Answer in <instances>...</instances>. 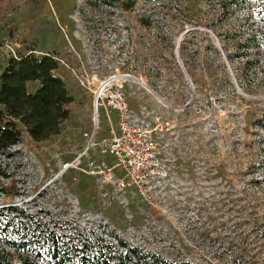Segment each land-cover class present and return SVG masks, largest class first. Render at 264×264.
I'll list each match as a JSON object with an SVG mask.
<instances>
[{
  "label": "rangeland",
  "instance_id": "obj_1",
  "mask_svg": "<svg viewBox=\"0 0 264 264\" xmlns=\"http://www.w3.org/2000/svg\"><path fill=\"white\" fill-rule=\"evenodd\" d=\"M90 2L0 0V75L10 58L51 54L73 97L57 134L35 141L23 129L0 154L2 239L20 243L1 246L13 260H49L56 245L72 264H264V20L255 1ZM117 74L109 86L164 163L158 181L123 179L105 151L118 113L104 102L96 112L91 89Z\"/></svg>",
  "mask_w": 264,
  "mask_h": 264
},
{
  "label": "trees",
  "instance_id": "obj_2",
  "mask_svg": "<svg viewBox=\"0 0 264 264\" xmlns=\"http://www.w3.org/2000/svg\"><path fill=\"white\" fill-rule=\"evenodd\" d=\"M254 1L256 15L264 20V0ZM100 3L110 8L119 5L123 10H130L134 0H94L89 4L97 7ZM58 68V62L51 54H25L8 60L0 75V154L19 140L23 129L35 141H43L57 134L62 122L69 118L68 105L73 97ZM8 225V221L0 223V264H72L68 256L56 251V245L49 260H44L38 252L13 260L10 251L1 246ZM3 241L12 248L20 245L10 238ZM131 254L139 260L138 252L132 250ZM86 258L87 255L82 254L79 261L87 262ZM122 264H127L124 258Z\"/></svg>",
  "mask_w": 264,
  "mask_h": 264
},
{
  "label": "built area",
  "instance_id": "obj_3",
  "mask_svg": "<svg viewBox=\"0 0 264 264\" xmlns=\"http://www.w3.org/2000/svg\"><path fill=\"white\" fill-rule=\"evenodd\" d=\"M105 81L91 89L96 112L104 102L118 113V126L110 130L108 138L104 140L105 151L116 159L115 165L124 172L123 179L127 177L138 184L160 180L164 163L156 154L150 130L130 120L124 95L120 90H114L109 84H105ZM123 179L120 184L128 185L129 181L124 183Z\"/></svg>",
  "mask_w": 264,
  "mask_h": 264
},
{
  "label": "bare ground",
  "instance_id": "obj_4",
  "mask_svg": "<svg viewBox=\"0 0 264 264\" xmlns=\"http://www.w3.org/2000/svg\"><path fill=\"white\" fill-rule=\"evenodd\" d=\"M125 75H122V74H117V75H114L110 78H108L106 81H105V84H110L111 81L113 80H120L124 77ZM94 120L97 122V118H94Z\"/></svg>",
  "mask_w": 264,
  "mask_h": 264
},
{
  "label": "water",
  "instance_id": "obj_5",
  "mask_svg": "<svg viewBox=\"0 0 264 264\" xmlns=\"http://www.w3.org/2000/svg\"><path fill=\"white\" fill-rule=\"evenodd\" d=\"M129 77H131L133 79H136L135 77H132V76H129ZM137 80L141 81V79H137ZM141 82L143 83V81H141Z\"/></svg>",
  "mask_w": 264,
  "mask_h": 264
}]
</instances>
